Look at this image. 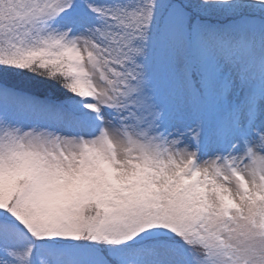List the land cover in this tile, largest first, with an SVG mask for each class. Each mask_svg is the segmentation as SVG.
<instances>
[{
  "label": "snow or ice",
  "instance_id": "snow-or-ice-1",
  "mask_svg": "<svg viewBox=\"0 0 264 264\" xmlns=\"http://www.w3.org/2000/svg\"><path fill=\"white\" fill-rule=\"evenodd\" d=\"M0 264H264V0H0Z\"/></svg>",
  "mask_w": 264,
  "mask_h": 264
}]
</instances>
